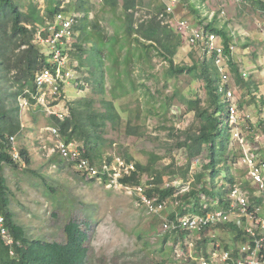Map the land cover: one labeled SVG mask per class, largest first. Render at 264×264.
Here are the masks:
<instances>
[{
  "label": "trees",
  "instance_id": "trees-1",
  "mask_svg": "<svg viewBox=\"0 0 264 264\" xmlns=\"http://www.w3.org/2000/svg\"><path fill=\"white\" fill-rule=\"evenodd\" d=\"M100 3L99 9L102 14L94 12L89 19L91 10L86 7L83 0L65 8H59L60 2L53 0L45 9V14L41 16L36 7L26 0H0V215L3 216L4 226L13 239V245L9 248L4 245L0 237V264H87L88 262L89 252L85 246L87 234L77 222L70 221L64 227L63 242H47L26 237L25 231L14 221L13 214L8 209L10 190L4 177L5 167L15 170L30 165V159L22 148L17 150L18 160H13L9 152L11 150L9 138L16 139L23 130L18 98L25 90L34 91L35 74L48 67L45 47L37 41L38 30L44 25L46 18L51 19L58 12L76 14L79 17L75 30L77 43L74 46L75 50L70 54L71 60L75 72L81 68L91 67L93 82L88 79L86 81L92 84V91L97 94L100 103V108H95L94 100L83 101L81 102L83 105L71 107L63 121L53 115L46 118L48 124L60 128L61 137L66 142H75L86 158L100 164L103 161L110 163L114 159L111 156H104L101 149V145L105 142L102 135L107 124L110 123L114 129L122 128L127 136L141 135L140 105H136L135 108L134 106L123 108L122 111L127 112V116L125 122H122L114 102L118 96L128 95L136 90L134 69H140L139 74L144 79H154L150 70L154 67L152 53L155 51L156 56L167 63V68L164 70L166 82L172 78L176 80L181 75H190L201 84L202 95L194 94L188 100L180 99L185 107L184 115L192 116L191 122L186 127L176 129L171 126L167 129V136L175 139V148L185 149L186 162L177 165V160L169 154L170 164L176 165V170L165 176L166 169L158 162L162 159L161 156L150 154L147 164L141 165L140 162H132V157L124 153L121 159L125 164H132L134 170L119 178V184L126 187L142 186L148 197H156L157 201L166 200L170 208L176 203L175 212L179 215L227 209L224 196L237 182L240 183L239 187L246 191L250 208L260 210L262 205V198L255 196L257 189L250 186L247 170H242V176H235L236 169L235 173L231 172L232 167L234 169L243 156V152L239 146L238 154L229 148L231 136L225 123L226 103L218 94L220 77L214 66L213 57H208L201 51L191 65L174 63L173 57L181 46L182 39L174 31L175 23L170 24L174 21V13L167 14L164 3L159 0L157 2L100 0ZM178 3L181 10L187 14L191 13L195 18L194 21L198 22L205 31L221 37L224 53L229 55V46L233 43V38L226 28L216 27L214 20L209 24H203L199 11L189 0H177ZM242 4L252 5L264 13V0H244L238 5ZM25 7L27 9L23 11ZM142 8L147 9V13L137 15ZM106 15L108 18L105 17ZM106 25L113 29L109 30ZM41 36L44 38L46 34L43 33ZM83 47H87L88 50ZM228 69L233 77L234 86L240 89L243 95L244 93L247 95L238 99V109L242 110L248 103L249 100L245 101V97L249 98L251 103L264 107L262 98L256 100L255 96H252V87L257 89L256 85L242 76L240 65L233 56H230ZM105 80L110 82L108 90ZM84 85V82L76 81L75 86L83 89ZM26 97L32 105L34 101ZM175 97V93L167 96L169 102L166 111L173 105ZM151 98L154 99V96L152 95ZM153 107L151 105L147 108L145 118ZM165 115L166 113H163L158 117L161 116L163 120ZM257 123V126L250 124L254 135L250 134L247 141L256 156L259 150L255 149L257 136L255 133L258 127H263L264 130V118ZM180 138L182 139L176 140ZM112 143L110 141L109 144ZM195 159L198 162L197 171L192 165ZM260 160L264 163V156ZM61 162L63 163L59 159L57 163ZM222 179L226 183H223ZM174 181H177V184L173 185ZM149 184H152V187H149ZM185 187L186 189L180 192ZM216 200H218L217 204L214 203ZM175 212L170 213L169 219L174 218ZM230 233L234 237L231 238L233 243L244 241L240 230L232 223H227L205 228L195 233L193 237L191 231L183 229L167 232L164 234L163 242L169 239L174 245H179L182 264H195L185 246L187 241L194 238V251L203 255L207 252L208 242L212 241L207 238L208 236ZM173 256L175 257L174 254ZM156 264H166V261L162 259Z\"/></svg>",
  "mask_w": 264,
  "mask_h": 264
},
{
  "label": "rangeland",
  "instance_id": "rangeland-1",
  "mask_svg": "<svg viewBox=\"0 0 264 264\" xmlns=\"http://www.w3.org/2000/svg\"><path fill=\"white\" fill-rule=\"evenodd\" d=\"M26 1L31 2L41 16L45 14V9L53 0ZM55 1L60 2L59 8H65L79 0ZM83 1L86 3V7L91 10L89 19L92 18L94 12L102 14L99 9L101 7L100 0ZM159 1L164 5L170 2V0ZM189 1L199 11V15L203 18V24H209L214 20L216 27H224L232 35V44L234 45L232 56L239 63L240 68L243 66L247 72L245 78L253 80L251 82L257 83L259 86L255 99L262 98L264 101V33L260 32L261 29L264 30V13L252 5H238L230 0ZM26 9L27 7L23 8V11ZM146 13L147 9L142 8L137 15ZM173 13L175 18L170 24L183 19L198 25L191 13L187 14L181 10L180 3L175 5ZM181 16L182 18H180ZM105 17L108 18L107 15ZM173 26L175 29V25ZM106 27L109 30L113 29L111 26L106 25ZM83 48L88 50L87 47ZM200 53L182 40L173 60L178 65H191ZM152 54L154 67L150 71L153 73L154 79L146 80L139 74L140 69H134L136 90L128 95L118 96L114 102L122 122H125L127 116V112L122 111L123 108L126 106L135 108L136 105H140L141 135L127 136L122 128L114 129L109 123L103 131L102 136L105 142L101 145V149L104 156L113 158L123 159L124 153H128L132 157V162L137 161L141 165L147 164L150 154L161 156L162 159L158 162L162 168L166 169L165 176H168L170 172L176 170V165L170 164L171 159L168 158V155L171 154L174 160H177V165H182L186 162V151L175 148V139H170L167 136V129L171 126L176 129L186 127L191 122L192 116L184 115L185 107L180 99L188 100L194 94L202 95V90L200 82L190 75H181L176 80L172 78L166 82L164 70L167 68V63L161 57L156 56L155 51ZM85 56L86 53L83 55V59ZM90 71L91 67L88 66L74 72V81L72 80L64 95L51 103L48 110L51 113L63 112L64 116H68L71 107L83 105L81 102L90 99L94 100L95 108H100L97 94L92 91L93 86L90 82H93V76ZM86 79L90 82H87ZM76 81L85 83L83 89L75 86ZM105 82L108 90L110 82L108 80ZM229 84L233 88L232 76H230ZM234 88L237 101L241 96L246 95V93L243 95L240 89L235 86ZM174 93L176 94L175 101L166 111L169 102L167 96ZM152 95L154 99L151 98ZM244 100H249L248 105L246 104L241 111L250 114L252 124L257 126V122L264 118V114L260 113L263 107L261 108L259 105L255 107L256 105L251 103L249 98L245 97ZM151 105L154 107L145 118L147 108ZM163 113L166 115L161 120V116H158ZM48 116H50L49 113L42 106L32 105L27 109L20 110V122L23 130L20 136L14 140V144L17 150L22 148L26 151L30 165L15 170L5 167V177L10 190L8 209L12 212L14 221L25 231L26 237L47 242H63L65 239L64 227L70 221H74L87 234L85 243L89 252L87 264H156L162 259H165L166 264H182V253L177 246L175 247L169 239L163 242L164 234L160 231V225L167 212L162 213L161 216L148 215L143 209L137 208L134 204V197L125 193L118 185L104 181L86 180L71 165L64 162L57 163L59 158L51 152L53 149L51 138L44 132L46 126H51L46 120ZM262 131L263 127H258L255 133L256 140H258L255 141V149L259 150L257 154L259 160L264 156ZM246 139L248 140V137ZM110 141L113 143L109 144ZM229 148H232L236 154L239 153L238 145L232 139ZM197 164L196 159L192 161L196 171L199 169L196 168ZM244 169L239 161L234 169L232 167L231 172H236L235 176H242ZM262 177L264 179L263 168ZM250 186L253 189L257 188L253 184ZM261 209V214L264 215V200H262ZM194 235L195 233H192V237ZM219 237L224 240L229 239L226 234H220ZM194 243L195 239L192 238L185 244L187 250H191L192 256L198 254L193 249L192 244L195 246ZM211 245H207L208 250ZM173 254L177 257L175 258Z\"/></svg>",
  "mask_w": 264,
  "mask_h": 264
},
{
  "label": "built area",
  "instance_id": "built-area-1",
  "mask_svg": "<svg viewBox=\"0 0 264 264\" xmlns=\"http://www.w3.org/2000/svg\"><path fill=\"white\" fill-rule=\"evenodd\" d=\"M230 1L240 4L244 0ZM175 5H177V0H170L165 4L166 13L172 14ZM78 23V15L67 12H58L51 19H45L44 25L38 30L37 41L45 47L48 67L35 74L34 91L25 90L18 98L20 109H27L32 105L42 106L50 116L53 115L60 121L64 120L66 116L63 112L51 113L48 107L54 100L64 95L72 83L75 70L70 54L75 50L74 46L77 43L75 30ZM175 29L188 46L206 53L208 57H213L214 66L220 77L218 94L226 103L225 123L229 128L231 139L236 141L243 152L239 161L247 170V178L250 183L257 187L256 196H260L264 200V179L262 177L264 163L253 153L246 139L250 134L254 135L251 117L238 109L236 89L234 85L232 88L229 84L231 74L229 75L228 62L230 56L233 55L234 45L230 44V54H225L220 36L207 32L202 26H196L187 20L176 21ZM260 32L263 34L264 30L261 29ZM43 33L46 34L44 38L41 36ZM242 76L245 77L246 73H242ZM25 95L34 101L32 105ZM261 113L264 114V107ZM44 132L50 136L53 143L51 152L55 153L65 164L71 165L84 179L118 185L125 193L132 195L135 206L143 209L148 215L161 216L162 213L167 212V215L161 220V233L165 234L179 229L198 233L205 228L227 223H232L240 230L244 241L233 243L231 238L234 237L231 233L226 234L229 236L228 240L212 234L207 237L209 240L212 239L208 242L212 245L205 254L201 255L198 252L196 256H192L189 249V256L195 264H264V215L261 214V207L260 210L250 208L247 193L239 187V182L236 181L237 184L224 196L228 205L227 209H213L202 214L179 215L175 212L176 203L170 208L168 201H157L156 197H148L142 186L126 187L119 184V178L134 170L132 164H125L120 157H115L110 163L103 161L99 164L90 161L82 154L75 142H66L61 137L58 126H46ZM9 140L11 142L9 152L13 160L17 161L19 156L14 145L15 137H10ZM174 184H177V181H174ZM148 186L152 187V184ZM185 189L186 187L180 192ZM214 203L217 204L218 200ZM172 211L176 214L173 219H169ZM0 237L4 245L11 247L13 240L4 226L2 215H0ZM176 246L179 249V245ZM192 246L194 249L193 244Z\"/></svg>",
  "mask_w": 264,
  "mask_h": 264
},
{
  "label": "crops",
  "instance_id": "crops-1",
  "mask_svg": "<svg viewBox=\"0 0 264 264\" xmlns=\"http://www.w3.org/2000/svg\"><path fill=\"white\" fill-rule=\"evenodd\" d=\"M240 72L241 73H246V76H247V72L245 71V69H244V67L243 66H241V68H240ZM245 76V77H246ZM244 77V78H245ZM251 81H253V80H251ZM253 83V82H252ZM253 85H256V87L258 88L259 86L257 85V83L255 84V83H253ZM257 90L258 89H255V88H253L252 87V96H255L256 95V93H257ZM255 104V103H254ZM259 105V104H258ZM255 107H257V105L255 106ZM262 133H263V139H264V130L262 131ZM257 137V136H256ZM255 141H258V140H255ZM260 143H262V142H260ZM4 177H5V168H4ZM6 178V177H5ZM238 181V180H237Z\"/></svg>",
  "mask_w": 264,
  "mask_h": 264
},
{
  "label": "clouds",
  "instance_id": "clouds-1",
  "mask_svg": "<svg viewBox=\"0 0 264 264\" xmlns=\"http://www.w3.org/2000/svg\"><path fill=\"white\" fill-rule=\"evenodd\" d=\"M12 238V237H11ZM13 240V239H12ZM12 245H13V243H12ZM12 245H11V247H12ZM6 246V245H5ZM11 247H9V248H11ZM10 253H11V251H10Z\"/></svg>",
  "mask_w": 264,
  "mask_h": 264
}]
</instances>
